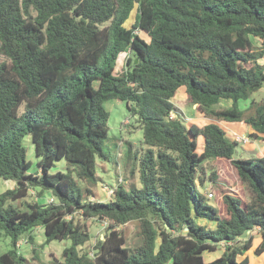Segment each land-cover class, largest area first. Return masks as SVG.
<instances>
[{
	"label": "trees",
	"instance_id": "obj_1",
	"mask_svg": "<svg viewBox=\"0 0 264 264\" xmlns=\"http://www.w3.org/2000/svg\"><path fill=\"white\" fill-rule=\"evenodd\" d=\"M263 84L264 0H0V184L14 182L0 189V242L9 246L0 249V264H29L17 245L22 236L33 241L37 226L45 243L69 240L63 264H248L247 255L237 257L255 233L261 240L253 254L264 257V155L233 157L238 141L216 122L243 121L250 138H263L264 100L239 106ZM181 86L186 97L175 103ZM109 99L125 102L142 129L141 186L118 184L111 199L90 200L97 159L111 160L104 149ZM188 103L213 121L187 126L169 117ZM60 159L66 171L50 172ZM216 159L229 161L240 183L236 195L219 187L215 171L208 175L218 206L198 189L204 161ZM31 189L53 199H28ZM76 213L108 222L91 257L81 249L90 235ZM131 221L133 246L119 229ZM220 243L221 254L205 261L202 253Z\"/></svg>",
	"mask_w": 264,
	"mask_h": 264
},
{
	"label": "rangeland",
	"instance_id": "obj_2",
	"mask_svg": "<svg viewBox=\"0 0 264 264\" xmlns=\"http://www.w3.org/2000/svg\"><path fill=\"white\" fill-rule=\"evenodd\" d=\"M136 14V4L133 8V13L131 12L126 26L131 25L135 20ZM140 34L145 37L147 40L145 33L140 31ZM252 42L255 45H259L260 41L252 37ZM125 55L122 53L118 60V69H121L125 62ZM262 62V60H260ZM185 98V87L181 86L177 92L175 93L172 100L175 103L184 100ZM250 99H254L257 101L264 100V84L263 86L253 92L249 99L240 100L239 106L241 108H245ZM231 102L230 100L222 99L219 104L222 106H227ZM179 112L175 115L179 117L183 123L187 126L191 123H195L197 125H202L204 121H206L203 113L197 109L196 104H178ZM105 108L109 111V117L107 120L108 125V137L104 143V149L109 150L111 152V160L110 161H98V169L97 176L98 182L93 186L91 194L88 199L90 200H100L105 201L112 198V191L118 184H123L127 189L130 188H139L141 186L137 165L139 158L141 156L142 150L146 147V145L142 142V129L139 126V122L136 117L133 116L128 110L126 103L118 101L116 99H109L104 103ZM174 115V116H175ZM245 136L233 135L229 137L232 140H239L238 145L234 150L233 157L235 158H246L250 157V155L258 156L264 152V146L261 145L259 141H257L256 146H250L247 142L248 140L254 142V138H250L248 136L249 133H245ZM237 139H235V137ZM248 138V140H247ZM196 152H201L204 147V141L202 135L196 136ZM24 145L27 149V158L31 161V166L29 168L30 171H34L36 169V161L37 157L35 155L34 147L32 141L29 136L24 139ZM228 162V161H227ZM204 166L206 169V180L203 184L198 186V189L207 194L208 192H212L213 194L217 191L213 185L211 179L208 178V175L211 174L212 171H215L217 174L216 182L220 188L224 192H229L232 194H240V183L237 177L236 172L231 168V165H226L222 159L216 160H205ZM57 170L66 171V164L64 159L56 160L54 165L51 167L50 172H54ZM82 186L85 184L81 183ZM14 182L5 180L0 184V189H5L9 187H13ZM218 187V188H219ZM215 196V194H214ZM44 198L37 197L35 194V189L30 190V195L28 199L45 201L49 198L53 199V196L50 193H46L43 196ZM208 197V196H207ZM218 200H221V197H217ZM208 202L212 205L218 206V200L215 197H208ZM221 205V204H220ZM222 206V205H221ZM224 207L220 208V214L224 217L226 216ZM77 218L80 223H85L87 230L89 231L90 238L81 246L83 251L88 253V256H92L94 253V244L99 239L102 238L103 233L106 232V228L108 222L103 219H83L79 213H76ZM69 218L70 215L68 214ZM197 223L203 224L209 228H214L215 223L212 220H207L204 218L196 219ZM119 229H123L124 234L127 237V245L133 246L137 242L136 238V224L134 221L127 222L121 226ZM33 241H31L27 236H22L18 241V250L21 254H23L29 264H63V257L61 255L62 249L69 245V240H52L48 243H45L44 239V229L41 226L34 227L31 231ZM258 236L255 233L254 238L252 239L251 246L247 249L243 250V254H253L254 247L256 244V240ZM240 241L244 240V237L239 239ZM8 239L3 238L0 242V249L6 250L8 248ZM223 250V244L220 243L219 247L214 251H204L202 253L203 259L205 261H210L216 257H218ZM35 251L38 252L39 258L35 257ZM248 256V255H247ZM243 255H239L237 258L241 259ZM166 264H171V261H168ZM250 264H259L258 257L256 255H252Z\"/></svg>",
	"mask_w": 264,
	"mask_h": 264
},
{
	"label": "crops",
	"instance_id": "obj_3",
	"mask_svg": "<svg viewBox=\"0 0 264 264\" xmlns=\"http://www.w3.org/2000/svg\"><path fill=\"white\" fill-rule=\"evenodd\" d=\"M185 97H186V93H185ZM229 105H227V106H229ZM205 118H206V121H204L202 125L213 121V120H211L210 118H208L206 116H205ZM216 122L225 130L226 135L228 137H232L233 135H238L241 138L242 136L246 135L245 134L246 132L247 133H251L252 132V129L250 127H248L243 121H239V122L216 121ZM202 125H199V126H202ZM235 139H237V138L235 137ZM247 140H248V138H247ZM237 141L239 142V140H237ZM257 141H259L261 143V145L264 146V137L255 139L254 142H251L249 140L247 142L249 143L250 146H252V145L256 146ZM261 155H264V152L262 154H259L258 156H261ZM250 156H253V155H250ZM222 161H224L226 163V165H228L229 161L228 162H227V160H222ZM231 168L233 169L232 166H231ZM260 240H261V237L258 236V239L256 240L255 247L259 244ZM242 255L244 256V254H242ZM247 255H248V258H249V263L248 264H250L251 257H252L253 254L252 255L251 254H247ZM257 257H258V260H259V264H264V257L262 255H259V256L257 255Z\"/></svg>",
	"mask_w": 264,
	"mask_h": 264
},
{
	"label": "built area",
	"instance_id": "obj_4",
	"mask_svg": "<svg viewBox=\"0 0 264 264\" xmlns=\"http://www.w3.org/2000/svg\"><path fill=\"white\" fill-rule=\"evenodd\" d=\"M127 53H128V52L123 53V54L125 55V57H127ZM169 117H170V118H173V117H174V114L171 112L170 115H169ZM110 192L113 193V190L110 191ZM207 196H208L209 198H211V197H213V193H212V192H208V193H207ZM51 200H52V198H49V199H48V201H51Z\"/></svg>",
	"mask_w": 264,
	"mask_h": 264
},
{
	"label": "clouds",
	"instance_id": "obj_5",
	"mask_svg": "<svg viewBox=\"0 0 264 264\" xmlns=\"http://www.w3.org/2000/svg\"><path fill=\"white\" fill-rule=\"evenodd\" d=\"M125 53V52H124ZM174 114V113H173ZM175 115V114H174ZM175 117V116H174ZM207 195V194H206Z\"/></svg>",
	"mask_w": 264,
	"mask_h": 264
},
{
	"label": "water",
	"instance_id": "obj_6",
	"mask_svg": "<svg viewBox=\"0 0 264 264\" xmlns=\"http://www.w3.org/2000/svg\"><path fill=\"white\" fill-rule=\"evenodd\" d=\"M137 61V59H135V62Z\"/></svg>",
	"mask_w": 264,
	"mask_h": 264
}]
</instances>
